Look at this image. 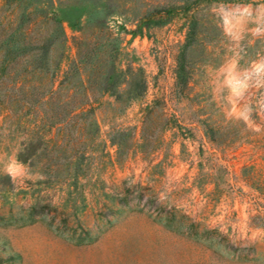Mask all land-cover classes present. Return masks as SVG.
<instances>
[{
  "label": "rangeland",
  "instance_id": "374dc122",
  "mask_svg": "<svg viewBox=\"0 0 264 264\" xmlns=\"http://www.w3.org/2000/svg\"><path fill=\"white\" fill-rule=\"evenodd\" d=\"M220 2L0 0V17L43 10L67 37L30 80L34 105L0 103V264H264V118L258 132L226 119L208 84L230 55ZM63 82L53 130H32ZM77 98L93 109L85 130L70 117ZM21 136L40 175L15 186L3 169Z\"/></svg>",
  "mask_w": 264,
  "mask_h": 264
},
{
  "label": "clouds",
  "instance_id": "9594fccd",
  "mask_svg": "<svg viewBox=\"0 0 264 264\" xmlns=\"http://www.w3.org/2000/svg\"><path fill=\"white\" fill-rule=\"evenodd\" d=\"M211 12L230 52L218 67L210 71L206 68L211 99L224 106L226 119L242 122L258 132L259 121L264 118V52H257L254 59H249L247 41L249 37L264 41V3L221 0L212 6ZM20 141L23 146L30 142L24 136ZM22 150L9 157L3 169L15 186L17 182L24 183L40 175L18 159Z\"/></svg>",
  "mask_w": 264,
  "mask_h": 264
},
{
  "label": "trees",
  "instance_id": "16d2710c",
  "mask_svg": "<svg viewBox=\"0 0 264 264\" xmlns=\"http://www.w3.org/2000/svg\"><path fill=\"white\" fill-rule=\"evenodd\" d=\"M18 1L20 0H5L7 6H12ZM41 11L43 14L39 15L35 21L30 10L17 14L15 18L10 16L0 17V103L10 104L11 109L14 111L17 104L23 100L34 105V98L38 95L36 89L39 86L30 84V80L51 66V55L55 46L62 45L66 48L67 45V37L61 21L51 18L43 10ZM40 21L44 22L46 26L51 24L52 28L47 31L46 35H42L41 39L30 41L31 27L34 23ZM27 46H32V50L26 51L23 49ZM21 68H23V71H20ZM69 74L67 72V78ZM66 85L63 82L60 87L54 89V84H52L45 97L40 99L42 103L43 101L46 102L43 104L45 107L40 114L39 121L41 122L36 121L32 130H44L41 127L42 124L47 129L53 130L51 124L56 115L59 114L56 106L59 108L62 104L56 102H58L57 100ZM85 91L86 89L82 94L85 95ZM74 92L76 91L69 90V93H72L70 97L80 95V93L77 95ZM48 101L49 103H47ZM73 101H75L76 108L70 114L71 120H73L77 130H85L86 124L87 126L93 125L91 118L93 109L88 108L91 104L79 102L78 98L73 99ZM87 116H89L88 119ZM80 117L83 120L78 124L77 120ZM33 134L37 135L35 132ZM37 151V149H32L28 144H25L18 155V159L27 163L36 157ZM50 167L54 169V166Z\"/></svg>",
  "mask_w": 264,
  "mask_h": 264
}]
</instances>
